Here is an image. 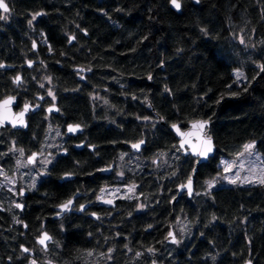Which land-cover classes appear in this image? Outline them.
<instances>
[{"label":"trees","instance_id":"1","mask_svg":"<svg viewBox=\"0 0 264 264\" xmlns=\"http://www.w3.org/2000/svg\"><path fill=\"white\" fill-rule=\"evenodd\" d=\"M5 1L0 99L36 102L52 85L60 114L58 125L41 112L27 132L6 131L0 165L17 171L14 143L27 154L56 145L69 153L43 165L46 176L26 177L24 212L11 213L1 189L0 264H264V184L209 187L221 159L239 157L246 144L264 158V0H179V13L171 0ZM36 59L30 74L25 63ZM77 67L90 70L86 81ZM24 71L17 87L12 77ZM197 119L212 124L217 153L199 167L195 195L175 203L197 159L183 155L170 128ZM70 124L84 134L67 138ZM84 140L95 151L70 145ZM140 141L138 153L131 145ZM113 163L124 177L108 179L121 189L116 208L99 221L53 219L75 193L92 195ZM66 174L75 180L61 181ZM171 227L176 244L167 243ZM44 231L54 241L48 250L36 242Z\"/></svg>","mask_w":264,"mask_h":264},{"label":"flooded vegetation","instance_id":"2","mask_svg":"<svg viewBox=\"0 0 264 264\" xmlns=\"http://www.w3.org/2000/svg\"><path fill=\"white\" fill-rule=\"evenodd\" d=\"M4 13L3 12V10H1L0 11V13ZM10 12V11H9ZM34 62V66L33 67H28L27 66V63L28 62ZM27 63H25L26 64V67H28L27 69L29 70L28 72H30V74L37 68V66L39 65V63H40V61L39 60H28L27 61ZM4 69H6V70H8L9 68H5L4 67ZM12 69H14V68H12ZM12 69H10V70H12ZM28 72H17V73H15V77H17V76H20L21 77V82L20 83H16V86L17 87H19V86H21V85H24V83H25V81H26V79H27V77H26V74H24V73H28ZM76 73V72H75ZM78 73H80V72H78ZM91 73H90V70H88V69H85V71L84 72H81L80 74H78V75H80L81 76V79L83 80V81H86V78H87V76L88 75H90ZM15 77H12V79L13 80H15ZM85 77V78H84ZM49 92H51L52 94H53V96L55 95L54 94V91H52V85H49V89L46 91V93H47V96L49 97H45V95H41L40 94V97H42L43 99L42 100H40V99H38V97H37V101L36 102H29V103H31L32 105L31 106H33V107H35L36 105H38V103L40 104V109L38 110V112H33V111H31L30 112V114H29V116L27 117V120H28V127L27 128H24V129H14V128H12V127H8V126H6V128L5 127H2V128H0V141H1V139H2V137L4 136V133H6V131H13V132H17V131H25V132H27L28 131V129H29V127H30V124H31V118L32 117H34V116H37L39 113H41V112H43V114H45V115H41L46 121H52V122H55L56 123V119H54V117H57V115H59L60 114V107H58L57 106V97L56 96H54V99H53V96H51V95H49ZM8 96H14V97H16L15 95H8ZM18 97V96H17ZM5 98H6V96H5ZM5 98H2V99H0V102L2 101V100H4ZM24 105H25V103H21L20 102V99L18 100V102H17V105L14 107V109H15V112H19V111H21L22 110V108L24 107ZM52 106H54V107H57L58 108V110H59V113L58 114H55L54 112H50V113H48V109L49 108H51ZM35 114H37V115H35ZM54 125H58V123H56V124H54ZM70 125H72V124H70ZM73 125H77V124H73ZM79 125V124H78ZM69 125H67V127H68ZM67 127H66V131H65V136L67 137V138H78L79 136H82L83 134H84V129L81 127V125H80V127H81V129L83 130V132L81 133V134H76V135H73V136H70V135H68V129H67ZM54 144H56V143H54ZM81 144H85L84 145V148H82V149H85V148H89V150H91V151H95V148L93 147V146H88V144H87V141L86 140H84V141H73V143H71L70 145H72V148L75 150V151H78V149L76 148L77 146H79V145H81ZM56 146H58V145H56ZM56 146H54V148L51 150V151H47L48 153V155H50V157H51V154H53V152L54 153H58V152H60L61 154H62V152L65 154V155H68V153H69V151L67 150V147H63L62 146V148H58V147H56ZM66 146V145H65ZM91 147H93V150L91 149ZM59 149H60V151H59ZM82 149H80V150H82ZM15 150H17V146H16V144L14 143V148H13V151H15ZM30 153L33 155L34 153L35 154H37L36 155V158H40V155L42 156V152H38V151H30ZM29 153V154H30ZM31 155V156H32ZM65 155H61V156H65ZM16 157L18 158V156L16 155ZM30 158V157H29ZM29 158H28V161H29ZM35 158V159H36ZM27 161V162H28ZM33 163V162H32ZM34 164H31L30 163V167L26 170V169H24V170H20L19 171V173L18 174H20V176H22V177H24L25 178V181H27L26 180V175L28 174V173H30V172H32V170H33V167H31V166H33ZM44 165V164H43ZM113 166V169L107 174H104L103 172H101V171H103V170H108V168H110V167H112ZM116 169H117V166H116V164L115 163H113V164H111V165H108V167H105L104 169H102L100 172H101V174H102V177H106V178H104V179H107V180H105V181H102V179H101V182L99 183H97V185H95V191H94V193L92 194V195H86V194H83V193H80V192H77V193H75V195H80L79 197H77L76 198V201H75V204H74V209L72 210V212L71 213H67L65 216H67V215H82V216H86V217H90V218H92L93 220H95V221H99L100 219H102V217H101V213H106L107 211H109V209H111V208H116L117 207V205L115 206V207H107V206H105V205H101V203L102 202H104V201H107V200H109V199H112L110 196V194H108V191H109V189H110V186H109V183H108V179L109 178H111L112 179V182L113 181H115V180H117V175L116 174H118V173H116ZM16 170V169H15ZM18 171V170H17ZM16 171V172H17ZM66 175H69V174H66ZM119 175V174H118ZM74 177V176H73ZM76 177V176H75ZM75 177H74V179H72V180H65V179H62L61 181H74L75 180ZM119 178V177H118ZM79 185H80V182H79ZM116 185L113 183L112 184V186L111 187H115ZM102 189H104L105 191H101ZM21 193H23L22 195H21ZM30 193H29V190L28 189H24L23 187H20L19 186V188H18V191L16 192V193H14L12 190H10L9 188H8V197L10 198V200L8 201L9 202V204H8V209L11 211V213H13V214H15V210L17 209L18 211H22V212H24L25 211V209H24V207H25V202L27 201V197H28V195H29ZM75 195H74V197H75ZM110 195V196H109ZM74 197H72V198H74ZM101 197H102V199H101ZM71 198V199H72ZM71 199H69V200H71ZM114 202L116 201V199L114 200V199H112ZM68 201V200H67ZM66 201V202H67ZM17 204H20V205H22V207H17L16 205ZM115 204H116V202H115ZM81 205H83L84 207L83 208H86L87 206V208L85 209V210H83V209H81ZM60 206V205H59ZM11 209H14V210H11ZM57 209V208H56ZM57 211V210H56ZM58 212V211H57ZM24 214V213H23ZM93 214H95V216L97 217V218H94V217H92V215ZM65 216L63 217V219L65 218ZM21 218V217H20ZM17 221H20L19 220V218H17L16 219ZM24 222V221H23ZM25 228H26V226H25ZM169 233V232H168Z\"/></svg>","mask_w":264,"mask_h":264},{"label":"water","instance_id":"3","mask_svg":"<svg viewBox=\"0 0 264 264\" xmlns=\"http://www.w3.org/2000/svg\"><path fill=\"white\" fill-rule=\"evenodd\" d=\"M180 2V1H179ZM5 3H7L5 1ZM8 5V4H7ZM9 8V6H8ZM172 8L173 10H175L176 12H180L181 9H182V3L180 2V8H176L173 4H172ZM2 9H0L1 11ZM10 11V9H9ZM41 16V15H39ZM71 40L72 42L71 43H74L76 40L73 39V37H71ZM37 44L34 46V50L36 51L37 50ZM35 64L34 62H31V64H29V62L27 63V66L28 67H33ZM3 67L6 68V65H4ZM75 72H84L85 69L84 68H75L74 69ZM85 78V77H84ZM9 97H14V96H8L5 98V100H7ZM38 99L42 100L43 98L38 96ZM3 100V101H5ZM3 101H1L0 103H2ZM17 102H18V97L16 96L15 99L7 106V109L5 110V115H7L9 117V119H7L5 121V123L3 125H0V128L2 127H5L8 126V127H12L14 129H24V128H27L28 127V120H27V117L29 116L30 112L33 111V112H38V110L40 109V104L38 103V105H36L35 107L31 106L32 104L31 103H27L29 104V110L25 113L23 119L25 121V125H19L17 124L15 127H13L12 123H11V120L12 119H15L17 118L18 114L23 110L19 111V112H15V109L14 107L17 105ZM53 110L51 112H54L55 114H58L59 113V110L57 107H54L52 106L51 107ZM50 109V108H49ZM48 113H50L48 111ZM199 121H205V120H202V119H197L193 122H190L189 123V126L186 127V128H182L179 124H172L170 130L172 131V133H174V135L177 137V139L179 140V147L181 148V150L183 151V155L185 156H192L194 157L196 160V163H195V169H194V172L193 174L191 175V181H192V191H191V194H189L187 188H182L181 186L178 188V195L176 196V199L174 200V202L176 203V201L184 194H186L189 198H192L195 193H196V190H195V186H196V176H197V173L199 172L200 170V166L204 163H207L211 158L215 157L216 153H217V145L215 143V139L214 137L212 136V134H210L209 132V129L211 127V123L210 121H208L207 125L204 126L203 129H201L199 126H196L194 127V124H196V122H199ZM73 125V124H72ZM176 126V127H173V126ZM68 129V127H67ZM178 129V130H177ZM83 132V130L80 129L77 130L76 132H69L68 131V135L70 136H73V135H76V134H81ZM211 137V143H212V151L208 153L207 156H201L199 155V152L200 151H203L205 148H206V140H207V137ZM84 145L85 144H81L79 146H77L76 148L78 150L84 148ZM133 145V144H132ZM131 145V149H133L135 152H138L140 153L145 145V141H143V144H141L140 148L139 149H136V148H133ZM91 149L93 150V147H91ZM113 169V166L108 168V170H103L101 172H103L104 174H108L111 170ZM65 180H72L74 179V177L72 175H65L64 178ZM189 180V179H188ZM188 183V181H186V183L184 185H186ZM80 195H75L74 198H72V205L70 206V209L68 210H61L60 206H57L56 210L58 211L53 219H63V217L67 214V213H71L72 210L74 209V204H75V201H76V198L79 197ZM112 201V203H107L106 201L102 202L101 205H105L107 207H115L116 204L115 202L112 200V199H109ZM108 201V200H107ZM66 203V202H65ZM88 207V206H87ZM86 207V208H87ZM86 208H83V210H85ZM92 217L94 218H97L95 215H92ZM173 233L174 236H175V240H173V238L171 236H169V233ZM44 233H47L48 237H50V239L46 240L45 241V244H40L39 243V240L40 238L43 236ZM44 233H42V235L40 237H38L36 239V242L39 244V246L42 248V249H45V250H48L49 249V246L50 244H52L54 241H53V238L51 236V234L48 232V231H44ZM169 233L167 234V243L169 244H176L177 243V236L175 234V230L173 227H171ZM26 247H23V250L25 249ZM27 249V248H26ZM27 253H29L31 256L34 257L35 253L33 252H30L29 250L27 251ZM154 264H159V263H154ZM245 264H254L250 259L247 260L245 262Z\"/></svg>","mask_w":264,"mask_h":264},{"label":"rangeland","instance_id":"4","mask_svg":"<svg viewBox=\"0 0 264 264\" xmlns=\"http://www.w3.org/2000/svg\"><path fill=\"white\" fill-rule=\"evenodd\" d=\"M71 37H74V40H76L75 36H71ZM71 37H70V40H71ZM71 42H72V40L70 41V43ZM71 44H73V43H71ZM238 75L240 76V74H238ZM79 79H81L80 75H79ZM48 83H50L49 80H48ZM51 96H53V95H51ZM6 97H8V96H6ZM19 99L20 98L18 97V100ZM35 115H37V114H35ZM249 144H251V143H249ZM22 151H23V154H21L19 148L17 150H15V153L18 156V158L16 157V159H15L16 160V163H15L16 170H24V169L27 170L30 167L29 166L30 163L27 161H28V158L31 157L32 154L31 153L27 154L25 150H22ZM61 155H65V154L63 152H62V154L60 152H58V153L53 152V154H51V157H50V155H48L47 153L46 154L43 153L42 156L40 155V158H36L35 161L33 163H31V164H34L33 166H31V167H33L32 172H30L26 175L29 179V182L30 183H31V181L35 182L38 180L37 178H41V177L46 176V173L43 170V167H44L43 164L44 165L49 164V162L52 160V158L54 156L58 157ZM15 160H14V162H15ZM220 166L222 167V173L218 177H216V179L214 181H212L213 182L212 187L220 186V184L227 185V186L264 184V183L259 182V178L264 176V158L257 152L256 147H255V143H254V147L251 149L250 152H246L244 149L242 151V153L240 154V156L237 158L228 160V159L223 157L221 159ZM226 167L229 169L228 171H225ZM7 172L8 171L6 169H4V167L2 165H0V191H1V189L4 190V189L9 188L14 193H16L18 191L19 186L22 187L21 184L25 182V178L20 176V174H18L17 172H15V174H12V175H9V174L7 175ZM237 173L239 174V179H237L235 183H232L231 179H228V178L229 177L235 178ZM116 175H117L118 181L119 180H120V182L123 181L124 177H123V175H121V173H119V175L118 174H116ZM23 188L27 189L25 187H23ZM117 189H119V188L114 187V188H110L108 191V194L112 195V196H110V195L109 196L114 200L119 198V195L121 192V189H120V191H116ZM22 250H23V247H22ZM33 262H35V264H45L42 262L39 263L35 259L30 261L29 264H33ZM47 264H50V263L47 262Z\"/></svg>","mask_w":264,"mask_h":264},{"label":"snow or ice","instance_id":"5","mask_svg":"<svg viewBox=\"0 0 264 264\" xmlns=\"http://www.w3.org/2000/svg\"><path fill=\"white\" fill-rule=\"evenodd\" d=\"M171 3L177 9L180 8V2H179V0H171ZM0 9H2L4 13L9 12V8H8L7 3H5V0H0ZM38 15H41V13L34 14L33 15V19H35L36 16H38ZM7 18H8L7 15H0V20H6ZM30 23H31V21H30ZM73 39H74V37H73ZM29 64H31V62H29ZM0 67H3V65L0 64ZM149 78H151V77H149ZM47 79L50 80L51 78L49 77ZM14 82L15 83H20L21 82V77L20 76L15 77ZM49 95H53V94L51 92H49ZM14 99H15V97H9L7 100H5L2 103H0V125H3L5 123V121L7 119H9V117L7 115H5V110L7 109V106ZM53 99H54V96H53ZM29 107H30L29 104L25 103L23 110L18 114L17 118L11 120V123H12L13 127H15L17 124H19V125H25V121H24L23 117H24L25 113L29 110ZM52 110H53L52 108L48 109L49 112H51ZM207 123H208V121H199V122H196V124H194V127L199 126L201 129H203L204 126L207 125ZM173 127H176V126L174 125ZM79 129H80V125H78V124L77 125H69L68 126V131L69 132H73L74 133V132H76ZM141 144H143V141H140L139 143L133 144L132 147L133 148H136V149H139L140 146H141ZM206 145H207L206 148L203 151H200L199 152V155H201V156H207L208 153L212 151V143H211V137L210 136L207 137ZM253 147H254V142L251 143V144H246L244 146L246 152H250ZM20 152H21V154H23V151L22 150H20ZM36 155L37 154L34 153L29 158V161L28 162L29 163L34 162L35 161V158H36ZM228 170L229 169L226 167L225 168V171H228ZM121 175H123V173H121ZM228 179H231L232 183H235L236 180L239 179V174L237 173L235 178L229 177ZM259 182L260 183H264V176H262V177L259 178ZM212 184H213V182L210 181L209 182V187H212ZM181 187L182 188H187L189 194H191V191H192V181H191V178H189L188 183L186 185H181ZM134 190H135V185L130 186L129 189H128L129 192H133ZM101 191L103 192L105 190L102 189ZM116 191H119V189H117ZM22 194L23 193H21V195ZM101 199H102V197H101ZM106 202L109 203V204L112 203L111 200H108ZM71 205H72V200H68L66 203L60 205V208H61L62 211L63 210H68V209H70V206ZM16 206L18 208L19 207H22V205H20V204H17ZM83 207L84 206L81 205V209H83ZM93 215H95V214H93ZM169 236H171L173 238V240H175V236H174L173 233L170 232L169 233ZM48 239H50V237H48L47 233H44L43 236L40 238L39 243L43 245V244H45V241L48 240ZM24 251L27 252L28 249L25 248ZM149 251H151V249H149ZM33 264H35V262H33Z\"/></svg>","mask_w":264,"mask_h":264}]
</instances>
